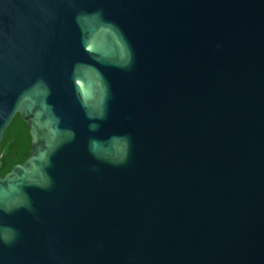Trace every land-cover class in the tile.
Returning <instances> with one entry per match:
<instances>
[{
    "label": "water",
    "instance_id": "95a60500",
    "mask_svg": "<svg viewBox=\"0 0 264 264\" xmlns=\"http://www.w3.org/2000/svg\"><path fill=\"white\" fill-rule=\"evenodd\" d=\"M15 115L0 264H264V0H0Z\"/></svg>",
    "mask_w": 264,
    "mask_h": 264
},
{
    "label": "trees",
    "instance_id": "16d2710c",
    "mask_svg": "<svg viewBox=\"0 0 264 264\" xmlns=\"http://www.w3.org/2000/svg\"><path fill=\"white\" fill-rule=\"evenodd\" d=\"M0 176L8 173L15 164H22L30 152V135L27 125L15 115L3 133L1 141Z\"/></svg>",
    "mask_w": 264,
    "mask_h": 264
},
{
    "label": "flooded vegetation",
    "instance_id": "af4514ba",
    "mask_svg": "<svg viewBox=\"0 0 264 264\" xmlns=\"http://www.w3.org/2000/svg\"><path fill=\"white\" fill-rule=\"evenodd\" d=\"M28 131H29V129H28ZM30 135V134H29ZM30 140H31V137H30ZM30 144H31V142H30ZM31 148V147H30Z\"/></svg>",
    "mask_w": 264,
    "mask_h": 264
}]
</instances>
